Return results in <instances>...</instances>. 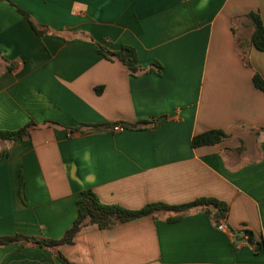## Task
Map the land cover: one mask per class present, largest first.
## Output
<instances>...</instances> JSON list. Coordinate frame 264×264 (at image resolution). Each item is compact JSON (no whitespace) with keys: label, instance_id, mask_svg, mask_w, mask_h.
<instances>
[{"label":"crops","instance_id":"crops-1","mask_svg":"<svg viewBox=\"0 0 264 264\" xmlns=\"http://www.w3.org/2000/svg\"><path fill=\"white\" fill-rule=\"evenodd\" d=\"M249 13L264 28V0H0V130L37 125L0 141V237L24 238L0 246V264H264V93L252 83L264 50L250 44ZM95 44L128 45L159 74L131 76ZM140 122L155 126L83 127ZM208 130L227 138L193 148ZM85 189L128 210L213 198L228 207L225 230L196 208L34 243L63 236Z\"/></svg>","mask_w":264,"mask_h":264},{"label":"trees","instance_id":"trees-1","mask_svg":"<svg viewBox=\"0 0 264 264\" xmlns=\"http://www.w3.org/2000/svg\"><path fill=\"white\" fill-rule=\"evenodd\" d=\"M17 11L23 15L28 21L30 27L37 35H42V32L36 28V26L29 19L28 15L17 8ZM249 20V24L252 28L250 34V44L257 50H264V28L262 21L257 13H249L245 16ZM97 53L107 60H118L124 70L131 76L138 75L140 73L154 72L159 74L161 69L160 65L152 62L147 68H140L137 63V55L135 50L128 46L123 45L118 50L111 51L99 44H95ZM245 63L247 60V54L243 53ZM253 86L264 93V79L256 72L252 76ZM44 125H55L53 122H46ZM115 125L121 126L123 129H139L146 127H154V123L140 122L138 124H125V123H109L103 125L83 126L86 127L85 132H101L108 128H112ZM37 128V125L29 121L22 127L16 130H0V141L14 142L19 140L28 139L31 131ZM264 130V128H263ZM80 130H70V132H76ZM227 138V135L220 130H208L204 133L196 135L191 139V146L193 148L207 145H215ZM0 156H7V152H3ZM200 208L207 216L214 222L215 226L220 221L226 218L228 207L225 203L213 198H198L192 202L170 206L162 203H151L143 206L138 210H128L118 205L103 204L99 201L95 193L90 189L82 190L76 200V216L63 236L58 240H32L34 243L44 247H58L64 244H71L75 235L80 229L86 225H96L99 229L105 230L114 227L116 224L125 223L145 216H153L156 212H171L175 214L168 218V221H176L181 218L185 213L192 209ZM24 239L22 236L14 235L7 237H0V246H5L13 242ZM263 248V243L254 242L253 251L257 252ZM58 260L62 264H73L64 259L61 255H58Z\"/></svg>","mask_w":264,"mask_h":264},{"label":"water","instance_id":"water-1","mask_svg":"<svg viewBox=\"0 0 264 264\" xmlns=\"http://www.w3.org/2000/svg\"><path fill=\"white\" fill-rule=\"evenodd\" d=\"M234 238H239L240 241H245L247 244H251V234L249 233H235Z\"/></svg>","mask_w":264,"mask_h":264},{"label":"built area","instance_id":"built-area-1","mask_svg":"<svg viewBox=\"0 0 264 264\" xmlns=\"http://www.w3.org/2000/svg\"><path fill=\"white\" fill-rule=\"evenodd\" d=\"M111 129H112L114 132H120V131L123 130V128H122L121 126H119V125H115V126H113ZM216 228H217V230H219V231H223V230H225V223H224V221H220V222L217 224Z\"/></svg>","mask_w":264,"mask_h":264}]
</instances>
